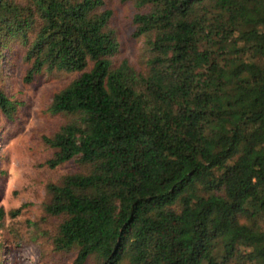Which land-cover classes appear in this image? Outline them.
<instances>
[{
    "label": "trees",
    "instance_id": "trees-1",
    "mask_svg": "<svg viewBox=\"0 0 264 264\" xmlns=\"http://www.w3.org/2000/svg\"><path fill=\"white\" fill-rule=\"evenodd\" d=\"M120 1L137 9L138 69L112 62L103 0H0V60L16 42L24 82L78 72L42 137L48 168L75 164L45 186L53 249L68 264H264V0ZM15 108L0 87L1 114Z\"/></svg>",
    "mask_w": 264,
    "mask_h": 264
},
{
    "label": "rangeland",
    "instance_id": "rangeland-1",
    "mask_svg": "<svg viewBox=\"0 0 264 264\" xmlns=\"http://www.w3.org/2000/svg\"><path fill=\"white\" fill-rule=\"evenodd\" d=\"M111 10L107 28L118 40L113 63L127 60L135 68L145 57L142 38H133L131 17L137 9L131 2L103 0ZM24 49L11 43L0 60V87L16 108L9 120L0 112V264H68L71 256L53 249L51 237L57 219L44 213L45 186L75 170L72 162L48 168L44 162L52 150L44 142L65 120L47 111L52 95L78 72H41L29 82L23 81L28 67ZM19 208L18 215L9 211Z\"/></svg>",
    "mask_w": 264,
    "mask_h": 264
}]
</instances>
